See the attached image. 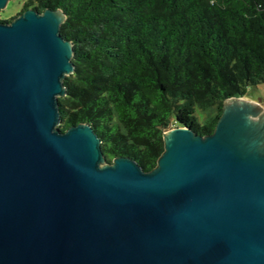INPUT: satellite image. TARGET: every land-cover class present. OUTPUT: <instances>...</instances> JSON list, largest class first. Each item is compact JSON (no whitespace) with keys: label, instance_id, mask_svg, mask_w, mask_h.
<instances>
[{"label":"water","instance_id":"water-1","mask_svg":"<svg viewBox=\"0 0 264 264\" xmlns=\"http://www.w3.org/2000/svg\"><path fill=\"white\" fill-rule=\"evenodd\" d=\"M65 19L0 20V264H264V108L233 96L211 134L170 126L151 171L107 163L90 124L58 128Z\"/></svg>","mask_w":264,"mask_h":264},{"label":"trees","instance_id":"trees-1","mask_svg":"<svg viewBox=\"0 0 264 264\" xmlns=\"http://www.w3.org/2000/svg\"><path fill=\"white\" fill-rule=\"evenodd\" d=\"M28 8L66 13L75 70L58 128L90 124L107 163L151 171L166 129L211 134L225 99L264 82V0H27L18 15Z\"/></svg>","mask_w":264,"mask_h":264},{"label":"rangeland","instance_id":"rangeland-1","mask_svg":"<svg viewBox=\"0 0 264 264\" xmlns=\"http://www.w3.org/2000/svg\"><path fill=\"white\" fill-rule=\"evenodd\" d=\"M27 0H9L4 9H0V16L6 19L16 17L21 12L24 3ZM244 97L249 98L258 105L264 108V82L256 86L249 87ZM210 110H197V115L201 121H204Z\"/></svg>","mask_w":264,"mask_h":264}]
</instances>
